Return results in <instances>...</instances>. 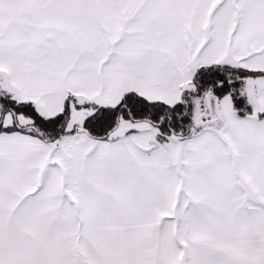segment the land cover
I'll return each instance as SVG.
<instances>
[{"label":"snow or ice","instance_id":"1","mask_svg":"<svg viewBox=\"0 0 264 264\" xmlns=\"http://www.w3.org/2000/svg\"><path fill=\"white\" fill-rule=\"evenodd\" d=\"M0 264H264V0H0Z\"/></svg>","mask_w":264,"mask_h":264}]
</instances>
